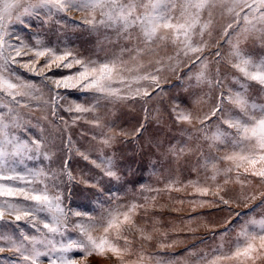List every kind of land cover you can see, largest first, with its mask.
Masks as SVG:
<instances>
[{
  "label": "rangeland",
  "instance_id": "374dc122",
  "mask_svg": "<svg viewBox=\"0 0 264 264\" xmlns=\"http://www.w3.org/2000/svg\"><path fill=\"white\" fill-rule=\"evenodd\" d=\"M87 15L81 11H65L48 16L47 10H41L38 17H25V23L12 26L15 35L32 49L25 48L16 57L20 63L13 68L35 85L38 89L35 94L41 97L30 101L33 105L30 110L20 109L30 125L27 133L20 135L22 138L43 135L55 153L52 167L59 169L67 159V167L74 179L69 181L64 176L60 184L66 209L87 213L99 222L100 215L109 209L123 213L132 204L137 205L129 221L119 216L122 223L118 222V228L105 232L103 227H98L91 231L97 242L106 238L117 251L105 245L103 251L73 249L67 255L74 258V264H204L200 259L204 254H210L221 245L225 251L232 248L241 226L248 220L264 218V195H261L264 180L245 172V168H251L247 162L224 159L234 150L214 141L213 137L218 132L234 133L235 129L218 119L220 113L211 115L219 93L222 91L227 96L229 89L232 93L243 92L250 105H257V112L264 106L261 86L255 81H245L242 89L240 82L244 77L229 62L235 59L232 52L237 41L240 51L255 60L264 59V45L259 44L255 34H249L248 39L241 37L247 27L242 20L239 25H234L241 32L225 43L229 36L221 34L222 26L233 14L216 10L204 36L211 47L205 48L203 53L177 56L168 41L142 52L124 51L134 48L135 41H117L116 34L104 28L93 31L84 22ZM208 19L207 14L203 15L201 24L207 23ZM11 42L19 44L20 40L12 38ZM44 48L52 51L37 57L35 52ZM65 50L82 58L119 57L116 71L128 87L122 86L119 79L113 87L121 88L128 98L119 101L100 99L97 105L94 97H98V93L80 91L78 87H57V79L80 71L77 64L64 67L72 57L55 58ZM216 51L223 54V60L213 55ZM195 55H200L201 60L207 57V60L193 63L191 57ZM24 63L28 64L27 68L23 67ZM217 70L224 79L222 89L198 82L197 76L201 72L211 78L216 76ZM148 73L157 76L159 86L149 87V96H143L142 91L137 94V88L143 90L152 83L138 79ZM70 83H78V78ZM49 89L63 97L56 115L44 105L50 96ZM37 104L41 106L35 107ZM76 104L96 105V108L81 113L65 110ZM177 105L191 114V121L177 119L173 111ZM224 108L233 116L240 114V109L229 99L224 100ZM205 116L208 118L201 123ZM97 117L99 124L94 122ZM121 130L127 135L118 134ZM105 137L113 138L111 146L102 143ZM209 145L214 146L210 148ZM181 147L183 152L179 151ZM82 154H87L89 159L85 160ZM100 157L111 159L116 172L114 177L105 175L92 163L93 160L99 162ZM208 158L214 159L209 161ZM211 163H215L216 168H212ZM25 166L48 167L49 162L26 160ZM260 167V164L256 165V168ZM229 168L232 170L227 171ZM226 177H229L227 182ZM196 185L207 188V194L198 191ZM221 196L232 203L223 204L219 199ZM4 219L11 221L14 216L6 214ZM83 219L71 216L70 222ZM19 224L26 233L37 234L23 221ZM248 227L249 231L254 230L252 225ZM9 234L18 233L9 227ZM67 235L72 239L80 237L75 229H70ZM255 243L259 247L260 241ZM14 255L10 251L0 253V258H8L0 259V264H10ZM41 261L47 264V257H41ZM219 264H264V249L254 252L252 258L226 259Z\"/></svg>",
  "mask_w": 264,
  "mask_h": 264
},
{
  "label": "snow or ice",
  "instance_id": "6c2138e0",
  "mask_svg": "<svg viewBox=\"0 0 264 264\" xmlns=\"http://www.w3.org/2000/svg\"><path fill=\"white\" fill-rule=\"evenodd\" d=\"M41 10H47L48 16L65 11L85 12L88 15L84 22L89 24L93 31L104 28L113 31L117 41L121 39L135 41L134 48L123 49L124 51L142 52L168 41L173 45L177 56L181 53L187 56L189 52L203 53L205 48L211 47L204 36L216 10H221L222 14L223 12L233 14L232 19L222 26L221 34L229 36V40L225 43H229L232 35L241 32V29L234 25H239L242 20L247 27L243 29L241 37L248 39L249 34H255L259 44L264 45V0H0V198H3L0 199V253L10 251L15 254L10 259V264H43L41 257H47V264H74V258L67 255L73 249L86 252L103 251L105 245H108L112 251H117L106 238L97 242L91 231L98 227H103L105 232L114 227L118 228L119 223H122L119 221V216L122 215L124 221H129L130 214L137 205L132 204L123 213H118L117 209H109L100 215L99 222L87 213L71 212L64 206L60 191L62 177L66 176L69 181L74 179L67 167V159L59 169L52 167L55 153L44 136L28 135L27 138H22L20 135L22 132L27 133L30 127L20 109L30 110L33 107L30 101L40 100L41 97L35 94L38 91L35 85L22 78L13 68V65L20 63L16 57H19L25 48L29 51L32 49L21 37L15 35L12 26L16 23H25V17H38ZM242 12L243 16H241ZM205 14L209 18L208 22L201 24V18ZM229 30H232L231 33ZM208 35L211 36V32H208ZM12 38L20 40V43H12ZM238 44L239 41L232 52L235 59L229 62L244 77V81L240 82L241 88L243 89L245 81H255L261 86V90H264V59L255 60L243 54ZM50 51L52 50L44 48L37 50L35 55L39 57ZM213 55L220 57L221 60L224 59L220 51H216ZM68 57L72 59L64 64V67L70 68L73 64H77L80 65V71L62 80L57 79L55 81L57 87H78L80 91L98 93L99 96L94 97L97 105L100 99L119 101L128 98L126 93L122 94L121 88L113 87L117 79L122 86L128 87L121 74L116 71L119 57L103 60L82 58L71 50H65L61 56L55 58L66 60ZM191 58L193 63L201 60L200 55ZM204 60H207V57ZM204 60H201V63H204ZM27 66V63L23 64V67L27 68ZM74 78H78V83H70ZM138 79L150 80L152 83L143 90L137 88L135 90L137 94H141L142 91L143 96H149L151 93L148 88L153 85L159 86L157 76L154 74L148 73ZM197 80L209 86L215 85L217 89L224 87V79L219 75L218 70L216 76L211 78L206 76L205 72H201ZM48 91L50 96L44 101V105L50 107L52 115H56L63 97L51 89ZM225 99L231 100L240 109L239 116H233L224 108ZM40 106V104L35 105V107ZM95 108L96 105L84 107L76 104L70 105L65 110L81 113L94 111ZM256 109L257 105L255 103L250 105L243 92L232 93L229 89V95L226 96L221 91L211 115L216 116L220 113L218 119L235 129V132H218L213 140L234 150L232 155L224 159L247 162L251 168H245V172H250L252 176L264 180V106H260L258 112ZM173 111L178 120L192 119L191 114L180 110L178 105ZM207 118L205 116L201 119V123ZM94 122L99 124V118L97 117ZM118 134L127 135L123 130ZM112 140V137H105L102 143L111 146ZM213 146L209 145L210 148ZM237 149L239 151H235ZM179 151L183 152L184 148L181 147ZM82 155L85 160L89 159L87 154ZM98 159L99 162L93 160L92 163L101 168L105 175L114 177L116 172L111 159L104 157ZM212 159L214 158H208L209 161ZM26 160L48 161L49 166L27 167ZM257 164L261 167L256 168ZM211 167L216 168V164L211 163ZM231 170V168L227 169V171ZM212 178L214 179L215 176ZM228 179L229 177H226L225 182ZM196 186L202 194H207V188ZM19 198H22V201ZM219 199L225 205L232 203L222 196ZM6 214L14 216V220L5 221ZM71 216L84 217V219L70 222ZM21 221L34 228L37 234L23 231L19 224ZM248 225H252L254 230L249 231ZM9 227H13L18 234H9ZM70 229L78 230L80 237L68 238ZM148 238L150 237H145ZM256 241H260L259 247ZM261 249H264V218L250 219L241 226L232 248L225 251L222 245L218 246L200 259L204 264H219L226 259L252 258V254Z\"/></svg>",
  "mask_w": 264,
  "mask_h": 264
}]
</instances>
